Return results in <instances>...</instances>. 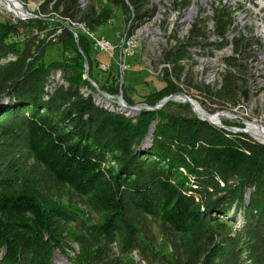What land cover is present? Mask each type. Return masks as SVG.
Masks as SVG:
<instances>
[{"label":"trees","instance_id":"16d2710c","mask_svg":"<svg viewBox=\"0 0 264 264\" xmlns=\"http://www.w3.org/2000/svg\"><path fill=\"white\" fill-rule=\"evenodd\" d=\"M39 8L93 34L116 12L128 33L156 13L151 0H39ZM213 21L219 33L231 24L222 10ZM41 31V21L0 17V264H52L55 251L69 264H123L134 253L145 264H264V146L181 104L135 117L96 105L82 93L94 92L83 59L97 85L86 35H78L82 56L73 47V58L46 64ZM190 33L203 36L195 24ZM57 38L74 46L65 27ZM251 45L239 40L244 56ZM181 58L189 59L185 46L164 57L176 82ZM227 65L215 93L186 71L182 84L217 108L236 104L247 97V68ZM165 77L148 105L177 91ZM112 82L99 89L117 95ZM164 236L169 257L159 250Z\"/></svg>","mask_w":264,"mask_h":264},{"label":"built area","instance_id":"2783aa9c","mask_svg":"<svg viewBox=\"0 0 264 264\" xmlns=\"http://www.w3.org/2000/svg\"><path fill=\"white\" fill-rule=\"evenodd\" d=\"M234 7V0H229L227 4L221 5L220 7H211V5L206 6L205 12H207L208 18V16H214L216 11L222 10L228 15L229 21L238 20L234 15ZM263 7L264 0H243V7H241V9L252 15L251 24H253L254 15L258 9H263ZM169 8L170 7H166L164 11L169 10ZM162 18H164V12ZM149 20L157 19H153L152 16ZM239 21L240 24H243L241 20ZM187 24H195V29H199L203 32V36L194 37L192 33H189V39H176L174 26H172V32H165L164 29L160 33V41H169V48L163 49L162 52H153V54H146V47L152 45L151 33H149L147 38H144V44H135V37H127L126 27L121 34L117 35L115 44L110 43L102 36L87 35L86 37L90 41L92 50L97 54H104L108 57V62L99 64V69L107 74L113 66L117 71L120 90L118 95L112 97L115 99L120 98L122 94L121 87L124 80L123 76L129 72H143L147 76L159 79L163 83V86L160 88L162 89L165 86L164 78L167 65V60H165L164 57L168 51L174 50V47L178 46L193 48V59L181 58L178 60L181 71H186L187 74L192 76L195 83L215 93L218 90H216L215 86L209 85V78L205 75V67L217 68V66H223V64H217V57L232 56L235 57L238 63H247V78L244 80L247 97L246 99L239 100L236 104L224 103L228 104L227 113H217L218 103L209 100L205 93L199 92L198 97H189L187 91H180L178 86H175L177 88L175 93L168 95L161 101L164 100L167 103L174 104H189L194 115H207L222 124L242 128V130L249 132L250 139H254L258 141L260 145L264 146V35H257V37L244 36L239 34V31L227 29V26H225L222 33H219L216 25V35H212V39H204V32H209V29L200 28L197 18L196 21L187 22ZM76 25L81 24L75 22L74 28H76ZM259 26L263 25L253 24L255 29ZM73 36L76 37V34L74 33ZM239 40H246L253 46H263V53H253L252 56H244L242 48L239 47ZM197 45H222V53H218L215 57L195 56V46ZM127 59L135 61L136 64L139 65L138 68L132 69L130 65L127 64ZM154 62H162L161 71H154ZM253 69H260L261 77H254ZM226 72H229V68H225V73ZM167 79L170 81L169 78ZM106 95L110 96L108 94ZM135 105L139 107L150 106L146 103ZM132 255L138 264L140 262L144 264L137 254Z\"/></svg>","mask_w":264,"mask_h":264},{"label":"bare ground","instance_id":"6f19581e","mask_svg":"<svg viewBox=\"0 0 264 264\" xmlns=\"http://www.w3.org/2000/svg\"><path fill=\"white\" fill-rule=\"evenodd\" d=\"M228 1L229 0H220V2L215 0H151V3L152 4L154 3L157 8L156 13L153 16V19H157V20H149L148 22L142 24L131 33H128L126 30V36L135 37V44H144V38H147L149 33H151L152 45H150V47H146V54H153V52H162L163 49L169 48V41H160V33L162 32V30L165 29V32H172V26H174V33H176V39H189V33L191 32L194 24H187V22L196 21L197 18V22H201L204 28L209 29V32H205L206 39H212V35H216L215 24H214L215 21H213V16H208L207 18V12H205L206 6L211 5V7H220L221 5L227 4ZM0 5H2V7L5 9L6 12L14 15L17 18L29 16L27 13H25L24 9L18 4L16 0H0ZM234 6H235L234 15L235 17H237L238 20H231L230 22L231 24L227 27V29H231L233 31H239V34L250 37H257V35H264V7L263 9H258L253 17V24L263 25L255 29V27H253V24H251L252 15H250L249 12L243 11L241 9V7H243V0H234ZM166 7H170V8L169 10L164 11ZM163 12H164V18H162ZM239 20H241L243 24H240ZM70 26L74 28L75 23H70ZM76 28H80L81 30L85 31L87 35H94L93 33H89L88 31H86L82 25H76ZM178 47H174V49ZM185 51L188 54V58L193 59V48L185 46ZM247 52L249 56H252L253 53H263V46L251 45ZM218 53H222V45L195 46V56L215 57L216 55H218ZM229 59H235V57L232 56L217 57V64H223V66H217V68L205 67V75L206 77L209 78V85L215 86L216 89L220 87L222 75L225 73V68H228L227 60ZM244 64L247 68V63ZM172 66L173 65H171V63L167 62L166 71L169 75V78H171L173 82L178 86V89L181 90L183 88L182 82L184 81L183 79L185 76V71L181 80L179 82H176L173 79V76H171ZM161 70H162V62H154V71H161ZM253 76L261 77V70L253 69ZM246 78H247V72H246ZM58 79L59 77H57V80ZM82 92H87L88 93L87 95L89 94L91 95L92 93L90 91L88 92V90L87 91L83 90ZM108 97L115 99L112 96H108ZM94 103L100 107H103L104 109L106 108V110L107 109L113 110L111 109V107H115L113 111H116V113L119 112L124 115L132 116V117L139 115L141 111H150V110L155 111L161 109L159 108V106H155L154 109H152L149 106L139 107L136 106L135 104L128 105L125 102L126 107L135 106L136 108H138L136 109V111H133L126 109V107H121L115 104H111L106 100L100 98L99 95L97 96V100ZM217 110H220L217 111V113H227L228 106L226 108H217ZM196 116L200 121L208 122L211 125L216 126L217 128L223 129L225 131L234 134L241 133L249 136V132L242 130V128L224 125L219 121H217L216 119L207 115H196ZM254 141L258 143V141L256 140Z\"/></svg>","mask_w":264,"mask_h":264},{"label":"rangeland","instance_id":"374dc122","mask_svg":"<svg viewBox=\"0 0 264 264\" xmlns=\"http://www.w3.org/2000/svg\"><path fill=\"white\" fill-rule=\"evenodd\" d=\"M16 1L31 18H27V17L17 18L14 15L6 12L5 9L2 7V5H0L1 20L8 21L11 23L27 22V21H33V20L41 21V26L43 27V31L38 33L39 35L38 40L43 41V44L46 45L45 58H44V61L46 64L51 63L53 61H60L62 59L73 58L76 55L75 52L72 50L73 47H76L77 53L80 54V51L77 48V42L79 38L78 35L87 36L85 31L81 30L80 28H72L66 22L62 23L60 20V17H58L57 14L50 12L51 11L50 9L48 10L49 12H43L42 10H40L39 0H16ZM215 1L220 2V0H215ZM153 6L156 7L154 3H153ZM116 17H117L116 19H114L113 21L109 22L108 24L98 29L94 35H97L99 37L102 36L105 39H107L110 43L115 44L117 35L121 34L125 28L120 19L121 15L119 12H116ZM63 27L67 28L69 33L72 34V36L74 33L76 34V37L73 36V40L75 42V43L73 42L74 46L71 45L70 48H68L67 46L65 47V45L59 43V39L57 38V36H59V34L61 33V30ZM35 31L36 30H34L33 33H35ZM90 47H91V44H90ZM90 57H91V62H92L91 64L92 65V76L94 80L96 81L98 87H101L104 84L110 85V83H114L112 82V79H115V78L118 81V75H117V71L115 67L112 66L110 68V71L107 74L103 73L99 69V64L108 62V59H107L108 57L106 55L97 54L91 48ZM127 64H129L132 69H137L139 66L136 64L135 61L131 59H127ZM82 65H84V70H85V67L87 69L89 67L87 64L84 63V59H83ZM123 77H124L123 78L124 80H123V84L121 87V91L122 92L125 91L124 94L129 97L133 105L144 103L146 101V96H148L149 94L158 92L159 90H161L160 88L163 86L162 81H160L159 79L147 76L143 72H139V73L129 72V73H126ZM188 77H191L190 83L192 82L191 84H194L195 82L192 79V76L190 75ZM185 82H189L188 78L185 79ZM189 89H192L193 91H195L193 88H189ZM83 90L87 91V89H82V91ZM119 90H120V87L118 85V93H119ZM182 90L187 91V94L189 95V97H198L189 92L185 83L183 84V88L180 91ZM82 93H85V95L88 94L87 92H82ZM193 100L196 102H199L198 100H195V99ZM181 105L186 106L189 109V112L192 113L191 107L189 104H181ZM114 108L115 107H111V109L113 110ZM217 111H220V110H217ZM72 210L76 211L80 215V217L82 218L86 217L85 210L81 206H73ZM73 248L77 250L75 246H73ZM159 250L162 253H164L166 257H169L168 244H167L165 236L161 237ZM52 264H68V262L60 253L55 251L52 257ZM123 264H138V263L135 261L134 256L130 255L128 258L124 260ZM139 264H142V263L140 262Z\"/></svg>","mask_w":264,"mask_h":264},{"label":"water","instance_id":"95a60500","mask_svg":"<svg viewBox=\"0 0 264 264\" xmlns=\"http://www.w3.org/2000/svg\"><path fill=\"white\" fill-rule=\"evenodd\" d=\"M80 2L82 3L83 0H80ZM27 18H31V17L30 16H27ZM85 78L88 80V82L91 85V87L95 90L94 93H91L94 102L97 100V96L99 95L100 98H102L103 100H106L107 102H109L111 104H115V105L121 106V107H126L125 102H124V99H123V92H122V94H121V96H120L119 99H112V98L108 97L104 92H102L99 89V87L91 79L88 78V69L87 68L85 69ZM4 96H5V94L1 95L0 100L3 99ZM110 96H112V95H110ZM144 103H146V101ZM166 104H167L166 101H164V100L161 101L160 100L157 103H155L153 106H149V107H151L152 109H154L155 105H158L159 108H162ZM126 109L136 111V109H138V108H136L135 106H130V107H126ZM151 133H152V126L150 127V130H149V133H148V135L146 137V140H150L151 139ZM247 198H248V196H247Z\"/></svg>","mask_w":264,"mask_h":264}]
</instances>
